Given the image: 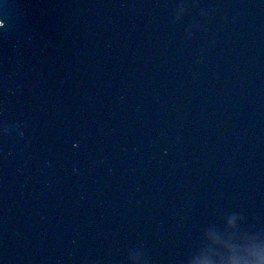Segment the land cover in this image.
<instances>
[{
  "label": "water",
  "instance_id": "obj_1",
  "mask_svg": "<svg viewBox=\"0 0 264 264\" xmlns=\"http://www.w3.org/2000/svg\"><path fill=\"white\" fill-rule=\"evenodd\" d=\"M0 264H264V0H0Z\"/></svg>",
  "mask_w": 264,
  "mask_h": 264
}]
</instances>
